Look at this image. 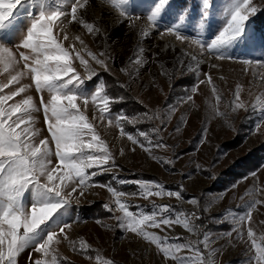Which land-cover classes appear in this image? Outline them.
<instances>
[{
    "label": "rangeland",
    "instance_id": "374dc122",
    "mask_svg": "<svg viewBox=\"0 0 264 264\" xmlns=\"http://www.w3.org/2000/svg\"><path fill=\"white\" fill-rule=\"evenodd\" d=\"M231 2L208 0V15L202 20L203 0H170L171 7L162 12V18H158L155 26L148 27L151 0H135L134 4L126 5L125 16H120V9L115 8L112 0H90L87 10H81V18L100 30L96 35L88 33L76 22L69 23L70 17L62 18L67 27L59 32L60 40L66 48L74 45L97 73L91 80L87 79L84 67L79 60L73 59V67L84 80L82 88L94 94L103 86V94L119 102L110 103V111L103 120L99 108L91 101L86 110L89 122L108 144L115 165L109 161L108 171L91 177V186L83 189V195H79L80 188L72 193V206L63 215L64 221L71 223V228L65 231L70 240L78 242L83 239L90 248L85 254L74 251L68 241L53 245L61 258L60 264H97V255L117 264H175L165 261L155 245L117 226L115 217L122 213L115 210V198L107 185L125 194L121 201L134 214H150L154 205L170 206L171 211L166 215L172 218L180 213L190 215L196 212L200 218L192 222L200 226L197 233H189L182 225L176 224L170 228L148 229L162 238L167 236L169 242H195L206 258L215 250L216 254L212 256L215 264H248L250 258L255 264V248L247 230L251 228L256 244L264 246V203L256 204L252 209L250 222L237 224L233 220L236 215L243 216L255 200L264 201V112L260 108L264 104V51L252 23L254 16L247 22L245 38L226 49V56L230 58L217 59L206 47L225 27V13ZM254 3L261 6L264 0H254ZM63 7L70 11V5ZM185 10L186 19L180 20L177 14ZM28 11L35 13L37 9L21 10L11 29L14 35L6 41L9 47L14 48L20 33L29 26ZM129 12L131 19L127 17ZM175 23L182 24L180 32L189 37L188 40L178 41L167 31ZM57 31L59 29H54V34ZM65 33L68 40H63ZM77 36L83 40V45ZM192 39H199L205 47L202 49L200 44H192ZM139 49L143 52L139 53ZM88 51L100 59H106L101 53L107 52L111 57L107 60L110 71L96 64L88 56ZM137 54L145 61L143 67L137 68L131 63ZM244 60L251 63L244 64ZM17 70H23L22 64ZM104 75L117 90L114 96L106 93L108 82ZM208 76H211L212 84L207 82ZM8 78V74L0 70V83H7ZM199 81L204 83L198 84ZM21 84H31L30 76L22 79ZM197 84V91L192 92ZM238 86L240 100L246 107L234 110ZM10 87L14 90L18 85ZM8 91L9 88L4 89L5 93ZM29 95L39 106L41 94L34 85L14 99L19 101ZM189 95L192 101L184 99ZM43 96L45 100L49 98L46 91ZM78 103L82 106L81 101ZM217 111L224 115H217ZM145 112L158 118L144 119L142 114ZM120 115L126 119H118ZM34 116V127L39 129L35 139L39 143L49 137V133L42 109ZM155 127L161 128L159 136L152 132ZM121 129L146 147L148 141L138 136L139 131L148 133L153 144L162 140L167 147H153L146 152L139 144H133L127 135H121ZM52 147L54 150V145ZM87 171L91 173L97 169ZM141 183H149L153 191L157 190L154 187L157 183L165 192L180 191L181 199L168 195L145 198L140 194ZM70 191V187L65 190L66 193ZM193 198L198 205L189 203ZM23 201L30 207L31 190L25 193ZM105 205L114 211H109ZM148 207L151 210H147ZM95 209L102 211V215H92ZM237 227L241 229L243 239L232 231ZM229 232L231 236L227 235ZM205 233L210 236L207 248L201 242ZM63 235L58 232V239ZM177 236L181 239L174 241ZM33 247L26 248L19 255L17 264H30V255L33 259L41 258ZM180 255L192 253L185 249Z\"/></svg>",
    "mask_w": 264,
    "mask_h": 264
},
{
    "label": "snow or ice",
    "instance_id": "6c2138e0",
    "mask_svg": "<svg viewBox=\"0 0 264 264\" xmlns=\"http://www.w3.org/2000/svg\"><path fill=\"white\" fill-rule=\"evenodd\" d=\"M203 2L202 20L207 17L209 7L208 0ZM112 3L115 8L120 9V16H125V6L134 4L135 0H112ZM151 4L147 15L148 27L155 26L158 18H162V12L171 7L170 0H151ZM64 5H70V11L64 10ZM89 6L90 0H56L55 4L53 0H0V70L9 76L7 83H0V264H17L19 255L31 246H34L33 251L39 253L41 258L33 259L30 255V264H60L61 258L56 254L53 245L63 241H68L74 251L85 254L90 248L83 239L78 242L69 239L65 230L71 228V223L64 221L63 215L71 208V195L77 191V188L81 189L79 195H83V189L91 186L89 184L91 177L108 171L106 166L109 165V161L112 162V166L115 165L108 144L101 139L93 123L88 120L86 110L89 102L99 108L100 118L103 120L105 114L110 111V103L119 100L103 94V86L98 87L94 94L85 92L82 88L84 80L73 67L72 60H79L80 65L85 69L87 79L91 80L97 73L89 66L88 60L76 51L74 45L66 48L59 38V32L65 31L67 27L62 18L68 17H70L69 23L76 22L88 33L99 34L100 30L93 23L81 18V10L86 11ZM26 8L37 11L26 13L30 24L20 33V39L14 48L9 47L6 41L14 35L11 29L21 10ZM260 11H264V8L254 3V0H232L226 9L225 27L217 38L206 46L209 53L220 60L230 58L226 56V49L245 38L247 22ZM177 16L180 20L186 19V10L184 13H178ZM127 17L131 19L132 14L127 13ZM136 19L139 17L137 16ZM181 27L182 24L175 23L167 31L174 34L176 40L183 42L189 37L181 34ZM54 29L59 31L54 34ZM142 34L146 35V32L142 30ZM68 39L65 33L63 40ZM76 39L83 45L84 42L79 36ZM191 43L200 44L202 49L205 47L199 39H192ZM142 52L143 49H139V53ZM101 55L106 59H100L96 54L88 51V56L96 64L105 71H110L107 60L111 57L107 52H102ZM131 63L139 68L144 66L145 61L137 54ZM243 63L251 62L244 60ZM21 64L23 70H17V66ZM121 70L125 71V69ZM26 76H30L31 84H21V80ZM207 82L212 84L211 76L207 77ZM198 84L193 86L192 92L197 91ZM14 85L18 87L13 90L10 86ZM33 85L41 94L39 106L30 95L19 101L14 99L26 93ZM5 88H9L7 93L4 92ZM45 91L49 94L47 100L43 96ZM213 91H216L215 86ZM184 99L192 101V96L189 95ZM219 99L220 97L217 96L218 101ZM9 101L12 103L9 104ZM78 101L82 102L83 107ZM233 105L234 110L246 107L240 100L239 86ZM260 108L264 112V104H261ZM41 109L49 137L36 143L35 138L39 135V129L34 127L36 120L34 113ZM216 114L224 115L219 111ZM142 118L152 120L158 117L145 112ZM118 119H126V117L120 115ZM111 123L112 120L109 118V124ZM160 131V127L152 129L157 136ZM176 131H179V128ZM121 135H127L133 144H139L146 152H150L153 147H167L162 140L153 144L149 134L144 131H139L138 136L148 141L147 147L123 129ZM53 156L55 160L52 159ZM166 163L172 162L166 161ZM93 168L97 171L91 173L87 171ZM69 187L71 191L66 193L65 190ZM106 187L115 198V210L122 213L121 216L115 217L118 221L117 226L125 232L136 234L148 244L155 245L165 261L175 264H215L212 259L216 254L215 250H212L206 258L195 242H169L167 236L162 238L148 230L159 229L161 226L170 228L176 224L182 225L189 233H197L200 226L192 222L193 219L200 218L196 212L190 215L180 213L172 218L166 215L171 211L170 206L154 205L150 214L143 212L134 214L121 201V197L125 195L123 192L116 191L111 185ZM154 187L156 191L152 190L149 183H141L140 194L145 198L168 195L176 197L177 200L181 199L180 191L165 192L158 183ZM29 190L32 193L30 207L23 201L25 193ZM189 203L198 205L195 198ZM260 203L264 201L255 200L243 216L236 215L233 220L237 224L250 222L252 209ZM105 207L109 211H114L108 205ZM57 229L59 233L64 234L62 239H58ZM232 231H236L237 236L243 239L239 227ZM227 235L231 236V232ZM247 236L252 240L255 248V264H264V246L256 244L255 233L251 228H248ZM180 239L179 236L173 238L174 241ZM209 239V234L205 233L201 242L206 248L209 247ZM185 249L192 255H180ZM95 260L97 264H114L112 260H103L99 255ZM252 260L253 258H250L248 264H252Z\"/></svg>",
    "mask_w": 264,
    "mask_h": 264
},
{
    "label": "trees",
    "instance_id": "16d2710c",
    "mask_svg": "<svg viewBox=\"0 0 264 264\" xmlns=\"http://www.w3.org/2000/svg\"><path fill=\"white\" fill-rule=\"evenodd\" d=\"M181 1H185V0H181ZM262 8H264V4L261 5ZM252 23L254 26L255 31L259 34L260 36V45L262 50L264 51V11H260L258 12L253 18H252ZM105 76V75H104ZM105 81L108 82L107 86H106V93L110 96H114V94L117 92L116 88H114L111 83L109 82L107 76L104 77ZM133 190H136L134 187H130ZM147 210H151L149 207L146 208ZM102 211L98 212L97 209L93 210V214L96 217H99L102 215ZM114 264L115 263L114 261Z\"/></svg>",
    "mask_w": 264,
    "mask_h": 264
}]
</instances>
